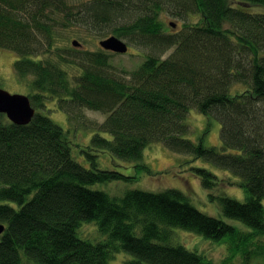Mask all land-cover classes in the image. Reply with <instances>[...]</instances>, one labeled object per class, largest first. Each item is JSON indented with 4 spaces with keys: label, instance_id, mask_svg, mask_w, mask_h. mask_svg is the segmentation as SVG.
I'll return each instance as SVG.
<instances>
[{
    "label": "trees",
    "instance_id": "1",
    "mask_svg": "<svg viewBox=\"0 0 264 264\" xmlns=\"http://www.w3.org/2000/svg\"><path fill=\"white\" fill-rule=\"evenodd\" d=\"M86 3L76 11L68 0H0V48L16 54L14 69L36 109L26 125L0 113V264H111L121 250L134 256L122 264H215L172 243L174 228L224 242L228 255L220 264L256 263L264 256V11L255 8L264 0ZM75 11L81 19L72 23ZM163 12L182 21L173 33L165 31ZM195 13L200 22H188ZM79 25L143 36L153 49L126 78L112 51L74 46L71 29ZM236 83L246 88L231 92ZM49 99L67 115V132L47 115ZM192 107L221 122V148L186 137ZM83 108L106 117L91 123ZM75 128L94 130L80 151L89 167L71 153ZM158 142L230 170L226 183L243 188L244 200L213 194L224 178L189 167L223 215L246 229L198 210L177 188L123 196L94 188L153 174L142 159ZM104 151L129 162L133 174L99 167ZM84 222L96 223L106 239L80 237Z\"/></svg>",
    "mask_w": 264,
    "mask_h": 264
},
{
    "label": "rangeland",
    "instance_id": "2",
    "mask_svg": "<svg viewBox=\"0 0 264 264\" xmlns=\"http://www.w3.org/2000/svg\"><path fill=\"white\" fill-rule=\"evenodd\" d=\"M88 0H68L69 4H73L75 10L77 11L80 7L86 5ZM75 4V5H74ZM258 11H264V6H257L255 8ZM75 11L76 16H73L72 23L77 18L80 20L81 15ZM161 18L165 23V31L168 33H173L175 28L182 24V21L177 20L174 16L167 12L161 13ZM201 16L199 13L191 14L187 18L188 22L197 23L200 22ZM171 22H178V26L172 27ZM71 23V24H72ZM176 24V23H175ZM73 40L79 41V44L74 46H81L82 48L89 49H103L99 44V41L106 36L111 35L112 32L104 34V30H89L84 25L73 26L71 29ZM122 39L126 40L129 44V50L127 53H113L111 61L113 66L117 68L120 76L126 77L128 72L138 68L146 59L149 52L152 51V46L150 41L143 36H123ZM104 50V49H103ZM173 48L165 54L167 56ZM111 52V51H107ZM164 56V57H165ZM16 54L12 50L0 48V88L9 91L10 93H20L28 95L31 89L26 85L16 74L14 69V62L16 59ZM127 78V77H126ZM246 86L242 83H236L232 86L231 92H240V90L245 89ZM48 110H45L47 115L50 116L54 122L61 125L65 130L72 126L69 125L67 115L57 108V103L53 99L47 100ZM86 117V120L91 123L103 122L106 114L101 111H96L88 108L81 109ZM187 123L190 126V131L187 133L186 137L194 141L203 140L205 146H215L221 148L222 138H221V122L212 115H206L201 113L196 107H192L187 115ZM94 130L75 128L70 131V142H72V152L76 161L89 167L90 163L82 154L81 149L90 143ZM143 162L147 163L153 172L149 175H141L140 178L130 181H111L106 183H97L94 188L101 189L108 192L112 196H123V194L131 189H141L146 191H163L167 188H177L184 191L188 197V200L201 210L202 212L223 218L229 223H233L241 229H246L245 225L241 222L230 219L223 215L221 205L217 200L210 199V190L205 188L201 180L197 178L190 170L191 166H202L210 169L218 175L220 178H224L225 183L220 186V189H215L213 194H227L233 198L239 200L245 199V192L243 188L237 186H229L226 183L228 177H232V172L228 169H223L220 167H214L210 162L199 158L195 159L190 154L177 153L165 146L163 143H153L149 147L145 148ZM98 165L101 168L119 169L126 174H133V168L129 165L130 163L113 156L110 152L104 151L98 157ZM234 178V177H232ZM15 204V203H11ZM248 230V229H247ZM175 236L172 242L174 244L180 243L189 249H197V251H202L206 253L208 257L215 263L220 264L223 258L228 255V248L224 242L211 241V239L205 237L202 234L183 229L174 228ZM140 233V231H138ZM78 234L82 238L90 239L93 242L104 241L106 236H104L96 226L94 222H84L78 228ZM172 241V239L170 240ZM133 254L127 251H119L115 253L113 258L110 260L111 264H122L128 259L133 258ZM148 264V263H144ZM253 264H264V256L261 255L256 263Z\"/></svg>",
    "mask_w": 264,
    "mask_h": 264
},
{
    "label": "water",
    "instance_id": "3",
    "mask_svg": "<svg viewBox=\"0 0 264 264\" xmlns=\"http://www.w3.org/2000/svg\"><path fill=\"white\" fill-rule=\"evenodd\" d=\"M170 25L176 27L174 22H171ZM73 43L76 45L78 42L74 40ZM99 44L103 49L113 53H127L129 50V44L115 35L101 39ZM30 101V97L26 94L10 93L0 88V113L6 114L9 120L15 124L26 125L34 118L36 109ZM4 230L5 226L0 223V235Z\"/></svg>",
    "mask_w": 264,
    "mask_h": 264
},
{
    "label": "bare ground",
    "instance_id": "4",
    "mask_svg": "<svg viewBox=\"0 0 264 264\" xmlns=\"http://www.w3.org/2000/svg\"><path fill=\"white\" fill-rule=\"evenodd\" d=\"M121 39H122V38H121ZM123 41H126V40L123 39ZM126 42H127V41H126ZM127 44H128V42H127ZM231 91H232V90H231ZM233 93H234V92H233ZM30 264H31V263H30Z\"/></svg>",
    "mask_w": 264,
    "mask_h": 264
}]
</instances>
